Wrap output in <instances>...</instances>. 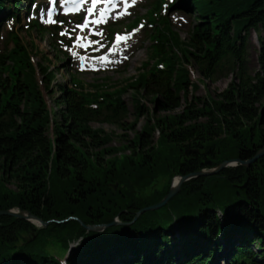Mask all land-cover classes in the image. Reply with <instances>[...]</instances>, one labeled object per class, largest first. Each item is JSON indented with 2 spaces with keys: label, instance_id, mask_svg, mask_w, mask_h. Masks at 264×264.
<instances>
[{
  "label": "trees",
  "instance_id": "16d2710c",
  "mask_svg": "<svg viewBox=\"0 0 264 264\" xmlns=\"http://www.w3.org/2000/svg\"><path fill=\"white\" fill-rule=\"evenodd\" d=\"M151 1L145 15L151 26L149 56L130 84L137 88L133 120L145 115L146 121L120 148L107 147L108 133L90 123L130 128L135 121H125V88L97 83L87 89L73 73L69 84L57 83L59 26L28 24L51 35L57 58L52 62L41 51L37 64L35 44L30 43L33 53L7 30L13 46L0 51V68L7 73L0 82V209L28 210L48 223L0 215V264H218L216 256L226 247L229 264H264V155L249 166L228 165L184 181L183 222L173 217L156 222L149 210L133 220L169 192L174 176L249 159L264 146V0ZM23 3L0 0V23L17 17L12 9L25 8ZM181 6L193 16L185 38L165 13ZM253 32L258 69L251 73ZM190 67L203 79L233 78L220 92L187 98L190 88L198 89ZM146 95L160 110H171L181 99L184 104L154 118L141 101ZM117 149L131 152L106 159ZM157 169L169 176L164 191L138 196L135 188ZM116 216L120 222L109 225ZM83 224L102 227L93 231ZM21 233L32 237V245L56 235L68 250L66 262L33 249L29 241L19 245Z\"/></svg>",
  "mask_w": 264,
  "mask_h": 264
},
{
  "label": "rangeland",
  "instance_id": "374dc122",
  "mask_svg": "<svg viewBox=\"0 0 264 264\" xmlns=\"http://www.w3.org/2000/svg\"><path fill=\"white\" fill-rule=\"evenodd\" d=\"M171 1V0H167ZM50 2V0H35L30 8V14L26 15V9L24 7L19 11L12 9L13 12H16V18H8L6 16L4 20L0 23V51L1 53L4 51L7 52L13 46V42L8 38L7 30H13L14 33H17L25 45H29L33 42L37 47V55L33 54L32 59L35 64L41 60V51L46 55L50 56L52 62H57V58L52 55L50 49V41L52 40L51 35L44 33L42 34L40 31L36 29H30L27 21L29 19H35L40 25L43 27L50 24V20H56L57 16L52 17L50 20H46L44 18V10L46 8V3ZM151 0H129L131 4L128 10L122 9L123 4L121 5V9L119 11L114 12L111 17H109L106 23H102L99 27L94 29H85L81 30L77 25L83 23V19L79 22L75 21V18H69L64 23L60 24L62 29L60 31V35L62 32L66 33L63 36L62 41H58V45L60 47V54L58 60L57 69V83H70V73H73L79 80L82 82L83 87L89 89L91 84L103 83L108 85V89L112 90L113 88H118L121 91L125 88L123 92V98L127 104V114L125 117L126 122L135 121L132 123L130 128L117 126L115 124H110L107 122H97L92 121L90 125L94 128H101L102 134L108 133L109 139L105 142V145L109 148L116 147L120 148L121 145L128 142L135 134L136 131L142 129L146 121L145 115H141L135 118L134 109L135 102L134 98L137 88L130 86L133 79L139 74L140 68L142 64L148 59L150 39L148 33L151 29V26L146 22L147 17V7ZM23 5L28 7L27 0H24ZM35 5V7H34ZM43 10V15H41V11ZM169 21L173 25V27L178 31L182 38L188 33V29H190L193 16L191 11L188 9H184V7H179V9L172 8L167 9L165 11ZM145 16V17H144ZM135 17H141V20L138 21L133 26H127V23H131V21ZM57 21V20H56ZM29 23H32L29 21ZM113 23H117L116 26H112ZM141 23V24H140ZM143 25V27H140ZM115 28V32L113 35L109 34V28ZM92 33L95 35L91 36ZM99 33H103L100 35ZM123 37H128L127 39H123ZM80 45H84L81 47ZM258 48L259 43L257 41L256 33L253 32L251 34V45L249 49V70L251 73H254L258 69ZM30 49L34 53L35 50L30 46ZM111 49V50H110ZM116 49L119 52L116 54ZM127 57L125 59L124 57ZM102 57H106V59H102ZM191 79L193 82L198 84V89L194 92L191 88L187 94V98L190 97L192 93L204 97L207 93L215 94L217 92L222 91L228 83L232 80V74H228L226 76H219L213 80L203 79L198 75L194 69L190 67ZM7 73L5 70L0 68V82L5 79ZM38 78L40 75L38 74ZM56 86V84H55ZM58 93V91H56ZM47 102L51 107L53 105L52 99L49 98L48 93L45 92ZM151 95L144 96L141 101L144 104L146 110H150V116L156 118L160 115L172 114L174 112L180 111L182 109V105L184 101L181 99L180 103L172 108L171 110L165 111L154 108L153 102L150 100ZM145 110V111H146ZM159 134L156 131L151 140L156 142ZM117 149L113 153H107L106 159L113 158L114 155H121L122 153H130L131 150H122ZM236 165V164H235ZM232 164V166H235ZM163 167V166H162ZM209 169V168H206ZM175 177L172 178L171 184L173 183ZM169 176L163 173L162 169H157L155 172V177L148 179L144 186H140L141 189L135 188L137 190V195H144L147 197L153 193V191H164L168 184ZM174 184V183H173ZM180 184V183H179ZM179 184H174L175 186ZM182 185V184H181ZM236 185H238L236 183ZM11 187L13 185L10 184ZM151 186V187H149ZM171 188V185H170ZM185 191V190H184ZM198 192H201L200 189H197ZM135 194V196H137ZM137 196V197H138ZM183 192L180 190L163 206L157 207L155 209L149 210V215L153 220L160 223H166L170 217L174 219H179L181 222L185 220V217L181 215V209L183 207ZM160 201V200H159ZM154 202L153 204L157 203ZM152 205V204H151ZM126 211V210H125ZM114 220H118L116 216ZM135 220V216L134 219ZM173 220H169L170 223ZM120 222V221H119ZM35 224V223H34ZM118 224V223H117ZM37 225V224H35ZM37 226H45L44 224H38ZM21 239V240H20ZM19 239V245H22L26 241L32 240V237L21 233ZM31 247L36 250L42 251V253L54 256L58 259H64L66 257L65 248L63 241L56 237V235L49 233L42 236V239L38 241L36 244ZM254 250H257L255 244L252 245ZM225 254H218L216 256L218 264H229L228 256L229 250L226 247Z\"/></svg>",
  "mask_w": 264,
  "mask_h": 264
},
{
  "label": "water",
  "instance_id": "95a60500",
  "mask_svg": "<svg viewBox=\"0 0 264 264\" xmlns=\"http://www.w3.org/2000/svg\"><path fill=\"white\" fill-rule=\"evenodd\" d=\"M264 155V146L259 149L255 155L249 159H241L239 157L237 158H232V159H229V160H224L222 163H220L219 166H216V167H212V168H209V169H206V168H203L199 171H195V172H190L186 175H179L180 177V184L175 186L173 183L171 184V188L169 190V192L160 200L158 201L157 203L155 204H152V205H149V206H146V207H143L142 209H140L136 215H135V219L142 213L148 211V210H151V209H155L157 207H160V206H163L164 204H166L179 190H180V187H181V184L190 179V178H193V177H197V176H200V175H212V174H216L218 173L219 171H221L224 167L228 166V165H232V162H235V164L237 163H241L242 165H245V166H249L251 163H254L255 161H257L260 157H262ZM244 186V185H242ZM241 186V187H242ZM0 215H12V216H15V217H19V218H23V219H27L29 221H32V222H38L39 224H44L46 225L48 223V221H43L41 218H39L38 216L34 215L33 213H31L30 211L28 210H15L14 208H9V209H0ZM74 218H77V217H74ZM118 221L117 220H114L112 221L110 224H117ZM84 227L88 230H93V231H97V230H100L102 225L100 224H83Z\"/></svg>",
  "mask_w": 264,
  "mask_h": 264
},
{
  "label": "snow or ice",
  "instance_id": "6c2138e0",
  "mask_svg": "<svg viewBox=\"0 0 264 264\" xmlns=\"http://www.w3.org/2000/svg\"><path fill=\"white\" fill-rule=\"evenodd\" d=\"M73 3V4H75V2H76V0H63V4L64 5H67V4H69V3ZM99 2V0H92V4H93V6H95L97 3ZM133 2H134V0H133ZM57 4V0H50V5H56ZM34 7H35V5H34ZM52 8H51V6L49 7V10H48V16L49 17H51L52 16ZM89 14L91 15L92 14V10L90 9L89 10ZM41 15H43V10L41 11ZM49 22H51V23H62V22H60V21H56V20H50ZM95 23H106L107 21H105L104 19H103V13L101 14V18L99 19V20H97V21H94ZM87 25L86 24H81V25H77V27H86ZM140 27H143V25H141ZM66 33H64V32H62L61 33V35H65ZM100 35H103V33H99ZM128 37H123V39H127ZM81 47H83L84 45H80ZM111 50V49H110ZM125 59H127V57L125 56L124 57ZM102 59H106V57H102Z\"/></svg>",
  "mask_w": 264,
  "mask_h": 264
},
{
  "label": "bare ground",
  "instance_id": "6f19581e",
  "mask_svg": "<svg viewBox=\"0 0 264 264\" xmlns=\"http://www.w3.org/2000/svg\"><path fill=\"white\" fill-rule=\"evenodd\" d=\"M118 52H119V50L116 49V54H117ZM232 164L235 165V162H232ZM179 182H180V177H179V176L175 177L173 183H174V184H179ZM33 223H35V224H37V225L39 224L38 222H33Z\"/></svg>",
  "mask_w": 264,
  "mask_h": 264
}]
</instances>
